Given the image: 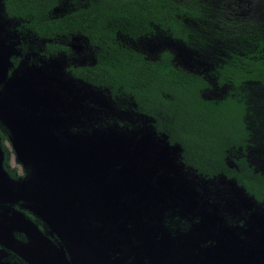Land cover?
I'll return each instance as SVG.
<instances>
[{
  "label": "trees",
  "instance_id": "16d2710c",
  "mask_svg": "<svg viewBox=\"0 0 264 264\" xmlns=\"http://www.w3.org/2000/svg\"><path fill=\"white\" fill-rule=\"evenodd\" d=\"M61 1L3 0V4L23 34L44 43L40 52L46 57L70 54L73 36L85 39L93 59L70 64L67 70L114 98H129L134 109L149 118L155 135L178 153L177 163L195 189L188 191L185 210L171 211L165 218L149 216L142 202L137 208L132 203L135 199L129 195L136 189L123 188L125 163L118 160L111 166L105 158L102 184L88 178L82 193L68 200L54 192L52 168L27 137L20 142L29 150L24 162L27 174L18 177L0 124L1 165L10 177L13 196L8 197L15 214L21 212L20 203L48 205L50 222L59 213L69 214L83 234L104 237L93 240L92 250L102 248L110 260L127 256V264H138L134 257L144 251L124 245L137 237L151 240L149 251L157 252L153 255L157 264H199V249L219 233V221L247 234L248 223L240 219L243 206L238 209L236 200L225 196L224 184H234L264 213V0H69L73 8L57 14ZM233 3L239 4L235 16L219 8ZM161 35L190 47L195 59L201 60V69L179 64L171 49L150 56L134 43ZM114 185L121 187L118 200ZM183 186L173 185L185 196ZM113 208L118 211L115 215ZM157 209L160 205L153 201L149 210ZM101 215L104 219L98 218ZM194 226L198 230L191 235ZM144 228L151 234L140 237ZM188 247L192 250L183 253ZM97 254L102 256L99 250Z\"/></svg>",
  "mask_w": 264,
  "mask_h": 264
},
{
  "label": "rangeland",
  "instance_id": "374dc122",
  "mask_svg": "<svg viewBox=\"0 0 264 264\" xmlns=\"http://www.w3.org/2000/svg\"><path fill=\"white\" fill-rule=\"evenodd\" d=\"M72 8L69 0H63L55 13ZM219 8L232 16L240 13L237 3ZM18 26V22L7 16L3 0H0V103L4 100L3 108H10L9 113L3 112L5 116L3 120L0 118V124L6 135L10 165L18 174L23 175L25 171L23 157L27 155L20 142L27 137L43 152H39L40 158L44 155L45 164L52 168L54 192L65 199L72 200L76 192L82 193L88 178L98 179L102 184L103 159L110 156L111 166L114 162L125 163L123 187L136 189L129 195L135 199L132 201L135 208L140 202L144 205L157 201L164 218L171 211L185 210L184 203L189 196L177 193L173 185L183 184L187 193L195 187L177 163L178 153L155 135L149 118L135 110L129 98H114L107 90L77 79L67 70L70 64L93 59L87 41L73 36L69 43L70 54L61 52L46 57L40 52L44 43L33 40L29 33L23 34ZM24 43L27 47L22 46ZM134 43L150 56L168 48L176 54L179 64L194 70L203 66L201 60L195 59L196 54L190 47L167 35ZM18 87L21 88L13 90ZM10 90L13 91L9 95ZM6 95L7 98L3 97ZM1 152L0 147V160ZM6 175L0 162L1 188L6 187L3 180ZM224 187L225 196L234 198L238 209L243 206L240 219L248 223L249 233L244 234L242 231L245 230L238 231L219 221V233L199 249L202 260L199 264H264V213L234 184L227 183ZM113 188L118 200L121 187L114 185ZM159 188L156 197L153 194ZM19 211L22 213L16 211L15 214L11 202L0 198V264H127V256L110 260L102 248L92 250L93 240L104 237L101 238V233L83 234L79 223L69 214L64 217L59 213L50 222L48 219L53 216L49 207L25 205ZM117 212L113 208L111 215ZM158 216L162 218L161 213ZM98 218L104 219L103 215ZM31 220L34 224L36 221V226L29 223ZM159 221L163 226L168 225L163 219ZM197 230L194 226L191 235ZM201 230H205L203 226ZM252 234H256L255 237ZM135 240L132 244L125 241L124 245L144 248L142 253L135 255L136 262L157 264L156 259L154 261L157 256H153L157 252L146 250L151 248V240L144 237ZM98 250L102 256L97 254Z\"/></svg>",
  "mask_w": 264,
  "mask_h": 264
},
{
  "label": "water",
  "instance_id": "95a60500",
  "mask_svg": "<svg viewBox=\"0 0 264 264\" xmlns=\"http://www.w3.org/2000/svg\"><path fill=\"white\" fill-rule=\"evenodd\" d=\"M19 88H21V87H18V88H15V89H13V90H17V89H19ZM13 90H10V92H8L7 94H11V92L13 91ZM3 97H5V98H7V95L6 96H3ZM12 100V99H11ZM3 105H5V101L3 100V102L2 103H0V113H1V109L2 110H4V114H6V113H9L10 112V108H3ZM8 111V112H7ZM1 114H3V112L1 113ZM0 118H2L3 119V117H1L0 116ZM11 119H13V118H11ZM32 145V144H31ZM22 149H24V152H26L24 155H28L29 153V150H28V147H23ZM37 153H39V152H42V151H40L39 149H37V151H36ZM2 153V152H1ZM43 153V152H42ZM42 157H44V155H42ZM109 157V159H110V156H108ZM107 156L105 157V158H108ZM2 158H3V153H2V157H1V160H2ZM24 158V160H26V157H23ZM1 160H0V162H1ZM124 170H125V168H124ZM7 174V173H6ZM116 175H117V173H116ZM3 180L5 181V183H6V187L5 188H1L0 187V198H2V199H5V200H9V198L10 197H8V195L9 196H13V192H11V190H12V185H11V182H10V177L9 176H4V178H3ZM124 188V187H123ZM158 192L159 191H157L156 193H154V196H156L157 197V195H159L158 194ZM184 194H186L187 196H188V193H187V191H185L184 192ZM185 195V196H186ZM159 198V197H158ZM11 199V198H10ZM188 199V198H187ZM187 199H186V201H187ZM173 200V199H172ZM15 201H17V198L15 199ZM154 201V200H153ZM185 201V203L184 204H187L188 203V201L186 202ZM124 203H126V202H123V204ZM36 205H38V204H36ZM40 205H43L44 207H46V208H48L46 205H44V204H40ZM144 206H145V208H146V210H147V212H146V214H148L149 216L151 215V214H154V215H158L159 213H161V215H163V213L161 212V210L160 209H157V210H155V211H150L149 209H150V207L152 206V203H150V204H144ZM147 230L148 229H150V221L147 223ZM144 231H145V228L142 230V232L144 233ZM149 234H151V232L149 233ZM148 234V232L147 233H144V235L146 236V235H149ZM189 244V243H188ZM146 249V248H145ZM192 250V248L191 247H188L187 248V250L186 251H183V253H187V251H191ZM147 251H149V249H146ZM263 259H264V256H263Z\"/></svg>",
  "mask_w": 264,
  "mask_h": 264
},
{
  "label": "flooded vegetation",
  "instance_id": "af4514ba",
  "mask_svg": "<svg viewBox=\"0 0 264 264\" xmlns=\"http://www.w3.org/2000/svg\"><path fill=\"white\" fill-rule=\"evenodd\" d=\"M9 154H10V153H9ZM23 164H25V163H23ZM24 168H25V166H24ZM17 174H18V172H17ZM26 174H27V171H26V169H25L24 174H23V175H19V174H18V177H23V176H25ZM19 207H22L21 203L19 204Z\"/></svg>",
  "mask_w": 264,
  "mask_h": 264
}]
</instances>
